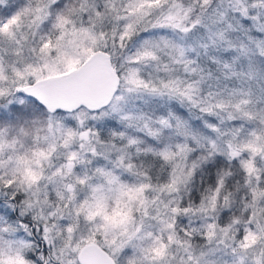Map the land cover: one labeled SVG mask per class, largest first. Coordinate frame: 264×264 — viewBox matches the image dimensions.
Wrapping results in <instances>:
<instances>
[{"label":"snow or ice","instance_id":"6c2138e0","mask_svg":"<svg viewBox=\"0 0 264 264\" xmlns=\"http://www.w3.org/2000/svg\"><path fill=\"white\" fill-rule=\"evenodd\" d=\"M197 2L207 13L212 0ZM251 8L264 9V0L252 3ZM193 10L194 6L185 7L178 0H0V188L20 202L19 213L27 216L21 225L25 230L35 233L32 221L37 222L41 233L37 243L43 245L37 259L31 251L25 255L33 247L30 240L0 238V264H119L122 252L127 264H173V248L184 252L180 264H217L211 258L214 250L198 248L193 238L222 243L230 250L231 264H264V108H254L252 93L237 88L227 94L209 91L201 96L198 85L203 76L192 82L171 75L149 81L139 68L129 67L125 77L129 91L188 101L218 118V122L205 121L215 138L192 131L171 111L154 121L143 112H123V97L114 95L111 60L126 48L125 41L142 28L146 31L148 24L186 32L184 21ZM229 13L245 24L256 22L255 32L264 33V16L252 14L248 0H227L226 9L224 0H219L212 9L217 23ZM216 36L224 39L223 32L215 36L210 32L213 43ZM165 50L174 62L184 64L185 72L199 71L190 67L192 61L183 59L182 46L163 37L144 40L128 62H159V53ZM241 54H245L243 46ZM238 59L233 57V63ZM223 67L231 70L233 65L225 62ZM164 70L171 71L167 64ZM106 104H111L110 111L122 112V120L142 122L141 130L157 141L164 129L174 127L184 142L142 149L141 140L126 138L123 132L93 131L88 121L97 119L92 113ZM63 111L76 114L73 127L58 117ZM229 121L231 126L224 127ZM246 121L257 126L246 127ZM125 138L126 143L116 142ZM189 140L200 148L207 145V154L201 157L204 161L217 154L239 161L249 193L243 221L229 219L227 212L219 215L232 206L231 168L219 171L209 193L196 196L195 202H163L156 196L165 191L175 194L192 175L181 163L193 151ZM133 148L137 156L152 153L166 162L176 161L171 182L153 185L131 162ZM112 152L117 154L116 163L138 178L137 183H123L104 167L90 175L88 166L95 158H107ZM235 187L239 191V181ZM153 210L155 215H151ZM181 216L189 218L183 235L176 225ZM192 217L203 222L193 224ZM12 231L10 226L0 228V232Z\"/></svg>","mask_w":264,"mask_h":264},{"label":"clouds","instance_id":"9594fccd","mask_svg":"<svg viewBox=\"0 0 264 264\" xmlns=\"http://www.w3.org/2000/svg\"><path fill=\"white\" fill-rule=\"evenodd\" d=\"M183 2L185 7L192 5L194 10L188 20L184 21V27L188 31H182L172 27L152 28L150 24L146 25V31L140 30L136 33L132 40L125 41L126 48L118 50L112 60L113 76L116 79L115 96L123 97L120 101V106L123 112H143L150 116L154 121L161 115H167L169 111L186 121L192 131L212 136L215 138V133L205 126L206 120H216L218 118L210 116L208 113L200 112L199 108L193 106L186 100L179 98H169L168 96H152L143 90L129 91L130 85L125 79L129 67H137L143 78L151 81L157 78H167L169 75L182 79L186 82L201 80L199 87V95L206 96L209 91L222 92L227 94L232 89H243L252 93V99L255 101L254 108L259 110L264 108V33L255 32V23L250 22L245 24L243 19L231 13L221 22L217 23L216 18L212 16V9L217 7L219 0H212V3L207 10V13L201 8L197 0H178ZM250 12L252 14L260 13L264 16V9L251 8L252 3H257L258 0H248ZM224 8H227V0H224ZM204 19L197 23L201 17ZM212 16V19H209ZM231 25V27H229ZM210 32L213 36L216 33L223 32L224 39L215 37V42L210 39ZM161 37L166 38L174 44L180 45L185 49L184 60L192 61L190 67L198 68L196 73L185 72V66L181 63H176L172 60L169 50L161 51L159 55L161 59L157 61L142 62L138 65L129 64V59L134 57L140 50L144 40L152 39L159 40ZM251 37V39L249 38ZM229 41L231 44H229ZM207 45V47H204ZM241 46L245 49V54H241ZM233 57L239 59L233 63ZM217 60L219 63H214ZM227 62L232 64L231 70H226L223 64ZM168 65L170 72L164 70V65ZM237 75H232V73ZM111 104L104 105L101 109L93 112L92 115L97 116V119H89L88 124L93 131L103 132L109 135L113 131L125 133V137H135L142 141L140 147L147 148L162 147L164 143L184 142L182 137L175 135L174 127L172 129H164L159 141L147 134L142 129V122H129L121 119L122 112L110 111ZM100 112H107L108 115L100 116ZM75 113L63 111L58 114V117L68 127H73L77 121ZM239 122V121H237ZM233 122H226L224 127L231 126ZM246 127L255 128V122H244ZM175 125V120H173ZM153 127L158 125L153 124ZM126 138L123 142L116 141L118 144L126 143ZM225 140L228 137L224 138ZM189 146L193 149L187 156V159L182 163L185 172L191 171L192 175L188 178L186 184L179 185V191L175 194L165 191L163 194L156 193L163 202L175 199L181 203L188 200L195 202V197H205L213 186V181L217 177V173L225 168H231L234 175L230 178L232 182L231 191L233 192L232 206L224 209L219 215L227 212L229 219L239 217L241 221L245 219L244 204L245 197L249 196L244 186V176L241 174L242 169L239 168L238 160H229L226 156L219 155L204 161L202 156L207 154V145L204 148L197 147L191 140L188 141ZM132 163L137 166V169L144 172L150 182L155 184H168L172 179L173 166L176 161H164L162 158L149 153L147 156L141 154L137 156L135 149L132 150ZM117 154L112 152L107 158L99 156L90 164L89 173L95 176V168L104 167L107 170L113 171L115 175L121 178L123 183H137V177L130 173L126 167H120L117 163ZM197 167L193 169L192 165ZM264 166V165H262ZM146 170V171H145ZM239 181L240 189L236 190L235 182ZM6 189L0 188V228L10 226L14 231L11 233L0 232V238L4 240H30L33 247L25 250L31 251L37 259L40 258V252L43 250V245L37 243L40 240L41 233L39 232L38 224L35 220L32 221V226L37 228L35 233H32L31 228L25 230L21 225L26 222L27 216H21L19 213L21 204L6 196ZM195 194V196H193ZM182 198V200H181ZM16 207L12 208L11 205ZM264 207V204H261ZM155 215V211L151 213ZM139 216V213H137ZM192 223L198 224L203 221L199 217H192ZM182 221V222H181ZM189 223V218L181 216L177 221V229L180 235H183V229ZM193 244L198 248H203L205 251H213L212 259L217 261V264H231V254L228 248L222 243L213 241L211 244L206 239L202 242L193 238ZM40 249V251H37ZM171 257L173 264H180V259L184 257V252L180 249L173 248ZM119 264H127V256L125 253H120L117 257ZM34 264V262H33Z\"/></svg>","mask_w":264,"mask_h":264},{"label":"trees","instance_id":"16d2710c","mask_svg":"<svg viewBox=\"0 0 264 264\" xmlns=\"http://www.w3.org/2000/svg\"><path fill=\"white\" fill-rule=\"evenodd\" d=\"M12 3H15V0H11Z\"/></svg>","mask_w":264,"mask_h":264}]
</instances>
